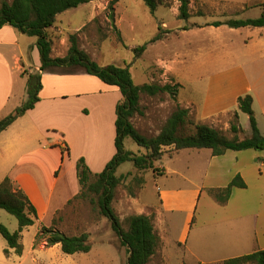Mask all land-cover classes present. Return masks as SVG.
Masks as SVG:
<instances>
[{
  "label": "rangeland",
  "instance_id": "374dc122",
  "mask_svg": "<svg viewBox=\"0 0 264 264\" xmlns=\"http://www.w3.org/2000/svg\"><path fill=\"white\" fill-rule=\"evenodd\" d=\"M110 1L92 0L58 14L51 29L56 42L54 55L66 54L70 45L69 36L77 34L80 48L100 65H129L136 84L176 85L178 83L179 88L175 96L168 91L156 95L141 93L140 104L144 114H136L132 122L148 137L158 135L172 113L178 108H187L184 103L189 100L194 104L187 108L189 120L179 129V134H192L195 131L192 120L193 123H207L221 130L228 137H233L230 127L231 122L235 121L234 116L237 112L240 116L241 128L239 137L252 135L250 117L239 109L238 102L234 104L223 99L220 104L215 103L214 92L220 90L218 86L222 80L233 78L241 66L251 59L250 49L254 47V43L264 42V27L231 29L224 21L260 17L262 8L259 5L264 3V0H191L188 19L179 17L180 0H168L170 6L160 5L154 13L143 0H120L115 4L114 10L109 6ZM1 2L2 0L0 4ZM162 21L168 27L165 29L169 30H183L182 28L192 26L193 22L221 21L223 24L219 28L207 26L204 30L194 29L178 36L173 34L171 38L148 44L144 54L136 58L134 48L143 46L153 39L160 32ZM115 27L120 30L123 41L118 39ZM162 32L163 35L167 34L165 30ZM260 33L263 34L261 38ZM24 37L27 40H36V37L28 35ZM261 50L262 48L259 52ZM25 71L29 72L27 69ZM99 83L101 87H105L104 83ZM223 89L224 87H221V90ZM27 98L28 96L24 101ZM208 101L211 104H207ZM256 109L261 119V114L258 108ZM53 147L49 152L51 171L56 165L59 170L63 163L62 170H66L69 177L71 171H76V167L73 168L71 164L73 157ZM125 147L137 154L145 152V149L131 137L125 139ZM172 151L173 148H166V154L157 162L156 173L152 170L138 171L132 162H125L118 168V175L127 176L116 188L113 207L125 228H128V219L133 214V208L129 207L126 201L130 199L128 185L132 184L134 176L146 178L144 187L137 191V195L139 192L138 208L141 210L137 211L138 213L160 205L159 192L164 189L165 183L180 186L185 184L181 176L172 172L174 169L180 168L179 170L185 172L188 170L187 165L190 164L194 170L193 179L199 182L205 167L203 161L196 159V162H193L195 159L188 155L190 152H182L173 157L170 156ZM42 153L40 152L41 155ZM243 153L242 155L248 160L252 159V154H258L257 167L264 171V151L250 150ZM163 167H166L167 172L159 174L161 173L159 170ZM206 171L205 167L203 172ZM209 171L211 176L216 174L213 176L214 184H220L222 179L217 174L218 171L214 168ZM51 176H55L54 173H51ZM232 210L233 204H221L209 190H205L195 209L194 224L218 221ZM57 217L55 227L68 235L90 233L89 243L92 246L90 252L66 254L60 244L48 246L45 239L49 233L43 231L39 238L36 236L42 226L52 227L53 224L36 222L26 227L21 234V243L24 247L22 255L14 252L7 256L5 249L8 248V243L0 234V264H127L126 247L121 245L109 220L99 214L90 200L74 198ZM179 217L178 220L168 222L170 246L167 250L169 259L167 264H182L183 258L187 260L184 256V247L178 245L184 215L179 214ZM0 223L7 226L11 232L19 228L16 217L4 209H0ZM148 264H165V262L157 252Z\"/></svg>",
  "mask_w": 264,
  "mask_h": 264
},
{
  "label": "crops",
  "instance_id": "0c3cea01",
  "mask_svg": "<svg viewBox=\"0 0 264 264\" xmlns=\"http://www.w3.org/2000/svg\"><path fill=\"white\" fill-rule=\"evenodd\" d=\"M161 24V31L165 30L167 33L163 39L171 38L173 34L178 36L183 32L213 26L208 22H193L192 26L177 31L165 29L168 27L164 21ZM25 35L11 25L0 28V120L19 107L27 96V76L22 73L26 69L32 73L41 66L37 39L27 40ZM262 35L260 33L259 37ZM54 52L56 53V42L53 56L63 57L67 54L55 56ZM250 54L251 59L241 66L233 78L219 83L220 90L214 92V98L218 104L223 99L235 104L239 97L250 94L254 99L252 107L258 127L264 135V42L254 43ZM99 82L102 81L81 68H57L43 72L40 100L33 109L28 110L0 134V183L10 177L16 186L26 192L37 208V222L40 224L55 226L54 220L80 190L77 171H71L68 177L66 170H62L63 163L59 170L56 165L51 171L49 152L52 146L64 149L63 154H71L73 168L76 167L77 160L84 157L93 172H101L116 153V106L122 94L105 83V87H101ZM221 87L224 89L221 90ZM184 104L190 108L194 102L189 100ZM207 104H211L210 101ZM250 150L254 149L228 150L224 155L215 156L209 148L183 149L173 157L182 152H190L188 155L195 159L193 162L199 159L205 164L207 171L203 172L204 167L199 182L193 179L194 170L188 164L185 172L180 168L172 171L181 176L185 184L180 186L165 183L166 186L159 192V206L138 213L137 211H141L138 208L139 192L136 197L130 196L126 201L133 208L132 215L144 213L153 216L161 239L157 252L165 264L169 260L168 222L180 219L179 214L184 215V223L178 245L184 247L187 259L183 258L182 264L189 261V264H213L264 251V171L257 167L258 154H252L251 160L242 155L244 151ZM40 152H43L42 155ZM213 168L222 179L220 184L213 182L216 174L211 176L209 171ZM162 170L161 174L167 172L166 167ZM51 173L55 176H51ZM238 174L247 186L233 188L226 203L233 204V210L218 221L195 225V209L204 191L226 187ZM14 252L10 248L7 256Z\"/></svg>",
  "mask_w": 264,
  "mask_h": 264
},
{
  "label": "trees",
  "instance_id": "16d2710c",
  "mask_svg": "<svg viewBox=\"0 0 264 264\" xmlns=\"http://www.w3.org/2000/svg\"><path fill=\"white\" fill-rule=\"evenodd\" d=\"M90 1L92 0H12L11 2L2 0L0 4V28L5 25H11L28 36L36 37L41 66L37 72L29 73L24 71L22 73V75L27 76L28 98L12 113L0 120V133L28 110L35 107L36 103L40 100L39 93L43 87L42 73L45 71L57 68H81L85 73L95 76L106 85L120 91L122 98L116 106L117 118L115 121L116 153L101 172H93L84 157H80L77 160L76 171L80 190L74 198L80 197L84 200H90L94 208L99 211V214L109 220L113 231L120 239L121 245L127 249V264H148L153 255L156 254L161 239L156 231L152 215L144 213L131 215L128 219V228L123 226L120 217L113 207L116 188L127 176L117 174L120 165L125 162H132L138 171L145 172L152 170L156 173L158 171L157 162L166 154V148H173L171 156L187 148H209L215 156L224 155L228 150L243 151L254 149L264 151V135L258 127L252 107L254 99L250 94L241 96L238 99L239 109L250 117L252 128V135L250 137H239L238 133L241 132V128L237 112L234 116L235 121L231 122L230 127L234 134L233 137H228L221 130L207 123H193L191 119L195 131L192 134H179V129L189 120V110L187 108H178L174 111L158 135L148 137L142 134L132 122V118L136 114H144L140 104L141 93L146 92L150 95H156L159 92L168 91L175 96L179 88L178 83L176 85H159L156 83L136 84L129 65H100L86 51L80 48L77 34L69 36L70 45L65 56H53L55 36L51 32V29L57 15ZM119 1L111 0L110 8L114 10L115 4ZM143 1L153 13L160 5L170 6L168 0ZM190 1L180 0V18L188 19L190 17ZM259 6L262 8L260 17L229 19L225 24L231 28L264 27V3H261ZM199 15H203V13H199ZM222 24L223 22L216 21L209 25L221 26ZM115 29L118 39L123 41L120 30L118 27H115ZM163 38L164 35L160 27V32L153 39L143 46L134 48L136 58L144 54L148 44L155 43ZM127 137H131L140 147L145 149V152L137 154L126 149L125 139ZM162 171V169L159 170L161 173ZM145 183L146 178L138 175L134 176L132 184L128 185L130 196L135 197L137 191L142 189ZM246 186V182L238 174L226 187L210 188L209 192L218 202L226 204L232 195L234 187L245 188ZM0 209H4L15 216L19 223V228L15 232H11L7 226L0 223V234L8 243L5 253L8 255L9 249L12 248L17 254L22 255L24 247L21 243V234L26 227L32 226L38 221L37 208L26 192L16 186L10 177H6L0 183ZM55 221L56 219L54 220V224ZM43 231L49 233L45 239L47 245L60 244L63 252L66 254L90 252L92 249L89 243V232H83L79 235H68L55 226H42L36 238H39ZM249 262L264 264V251H256L213 264H246Z\"/></svg>",
  "mask_w": 264,
  "mask_h": 264
}]
</instances>
